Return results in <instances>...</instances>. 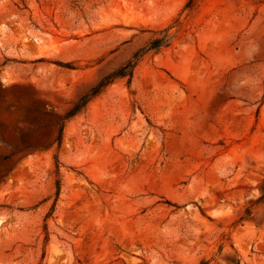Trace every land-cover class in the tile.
Segmentation results:
<instances>
[{
	"label": "rangeland",
	"instance_id": "rangeland-1",
	"mask_svg": "<svg viewBox=\"0 0 264 264\" xmlns=\"http://www.w3.org/2000/svg\"><path fill=\"white\" fill-rule=\"evenodd\" d=\"M189 2L0 0V264H264V0Z\"/></svg>",
	"mask_w": 264,
	"mask_h": 264
},
{
	"label": "trees",
	"instance_id": "trees-1",
	"mask_svg": "<svg viewBox=\"0 0 264 264\" xmlns=\"http://www.w3.org/2000/svg\"><path fill=\"white\" fill-rule=\"evenodd\" d=\"M193 0H190L189 5H192ZM167 45V39L163 36L160 38H155L152 41H150L144 48H141L137 52H135L130 59H128L123 65H121L117 70L114 72L108 74L105 76L102 80H100L94 87L90 89L87 93L84 95L80 96L76 102L72 104V106L64 113L62 117L59 118L57 121V135L54 139L56 142L57 147H59L61 143V138H62V131L65 122L76 115L78 112H80L88 103V101L93 98L95 95H97L108 83H110L113 79L117 77H125L127 76L128 79L132 77L133 73V68L136 65L137 61L148 51L153 50L157 51L161 47ZM128 80V82H129ZM27 147L33 148V147H42L38 144H28L26 145ZM58 194V186H57V191L56 195ZM257 202H264V191L261 194V196L257 199ZM245 215H249L251 213V207H246L245 210Z\"/></svg>",
	"mask_w": 264,
	"mask_h": 264
}]
</instances>
